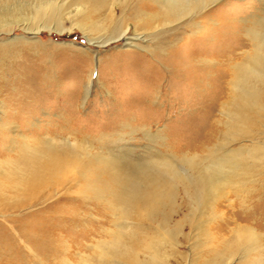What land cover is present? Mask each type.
<instances>
[{"label": "bare ground", "instance_id": "obj_1", "mask_svg": "<svg viewBox=\"0 0 264 264\" xmlns=\"http://www.w3.org/2000/svg\"><path fill=\"white\" fill-rule=\"evenodd\" d=\"M0 1L31 35L2 42L0 57L42 29L65 30L53 13L59 0ZM216 1L62 2L82 15L89 43L123 40L144 51L109 57L103 78L116 82L113 93L142 84L136 72L145 65L142 85L152 91L137 102L181 107L175 117L203 125L186 142L168 141L146 126L164 114L136 117L147 108L116 98L98 102L105 119L97 135L88 133L95 112L74 123L76 105L53 102L59 119L38 125V96H53L58 82L28 74L35 60H19L0 82V264H183L181 240L190 241L187 264L234 256L264 264V1L251 13L247 6L240 24L216 12ZM137 133L146 141L140 157L129 143Z\"/></svg>", "mask_w": 264, "mask_h": 264}, {"label": "rangeland", "instance_id": "obj_2", "mask_svg": "<svg viewBox=\"0 0 264 264\" xmlns=\"http://www.w3.org/2000/svg\"><path fill=\"white\" fill-rule=\"evenodd\" d=\"M110 1L118 7L119 0H116L117 3L113 0ZM263 1L264 0H217L213 6L216 8V12L227 11L231 14L237 15L235 22L240 24L241 22L238 21L240 20L238 18H242L247 15L242 14V11L245 10L247 6H250L248 10L251 13V5L259 7ZM62 2H64V0H59V8L55 9V12L53 11V13L56 17L60 18L62 23L61 25L65 29L63 32L55 30L49 32L47 29H42L40 33L36 35L35 39L31 40L30 43H27L28 45L22 44L17 46V48L16 46L10 47V52L6 56L0 57L2 64H0V82L5 79H9L10 75H7L9 67H16L18 61L22 59L24 60V58L35 60L34 65H27L26 72L28 74H34L37 72L40 76H52L54 79L51 80L52 83L50 84L52 85L58 82V86L55 87L56 89L53 92L55 96H38V102L45 103V105L38 109L40 112L37 110V114L34 116L36 117V121H38V125L43 126L44 124H47V120L54 122V120L59 119L57 108V111L55 110V107L50 110L48 109L49 105H76L78 115L77 119H75L76 122L74 121V123L77 125L89 123V120L92 119L91 112H95L94 116L96 120H94V124L90 127L88 133L91 135H97L105 119V115L98 111L101 108L98 106V102H102L103 99L107 102L116 98L121 102L129 101V103H136L135 109L141 106L147 108V111L142 112L143 115L140 112L139 114L134 113L136 114V117L144 116L145 118L147 113L149 114L152 111L153 115L156 117L157 115L159 116L160 113L164 114L159 121L148 122L146 126L153 133L163 131L168 141L173 140L186 142L198 133L203 125V122H186L178 117H175L176 113L184 112L181 107L175 108L174 111H172L170 106L154 105L155 107H152V105L144 106L143 103L142 105L137 102L139 95H146L148 92L152 91V87L151 89L149 88L144 90V85H142L143 83L150 82L149 78L144 76L145 74H142L143 72L148 71L145 65H142L136 72V76L142 75L143 79L145 77L142 84L133 85L127 88L128 90L125 89L120 91V93H113L112 88L117 85L116 82H104L103 78L104 73L108 68L109 57L113 54H117L123 56V58L125 57L130 59L131 57V59H135L138 54H143L144 51L140 49L141 47L136 48L125 46L123 40H115L114 42L112 41L104 45L91 42L89 43L84 36L83 31L78 26L79 23H82V15L75 11V6H68L66 3L62 6ZM253 9H255V7ZM13 11L14 8L10 5V3L0 1V17L6 21L4 24L0 23V46L2 42L8 43V38L15 35H25L26 37H31V35L28 34V31L20 26L21 24H13L14 22H12V20L14 18L17 19L18 17V13ZM242 38H244V36ZM134 56L136 57L134 58ZM25 63H28V61H25ZM89 74H92V88L88 97L83 101L84 83L86 82ZM131 75H128V78L126 77L127 79H125L128 80L133 77V74ZM34 86L37 87V89L42 88L39 84ZM163 93H165V91H163ZM1 97H3V95ZM53 102H55V104ZM129 112L131 113V116H134L132 109H130ZM176 128L178 129L175 130ZM133 136V140L129 143L130 145L132 144L131 146L134 148L136 155L138 154L137 156L140 157L144 152V144H146V141L140 138L139 133ZM156 147L161 149V147ZM173 149L176 151L175 148ZM187 150L189 149L184 148V151ZM189 151L194 152L192 149ZM178 202L181 206L180 211L186 212V209L183 206V199L178 198ZM182 231L184 234H188L190 232L186 226H183ZM178 251L185 256L183 264H187L188 258L192 253V250H190V241L181 240ZM233 258L221 264H238L239 257L234 256Z\"/></svg>", "mask_w": 264, "mask_h": 264}]
</instances>
